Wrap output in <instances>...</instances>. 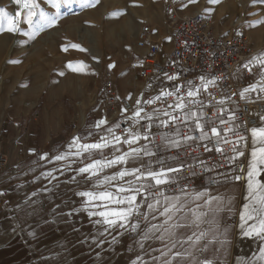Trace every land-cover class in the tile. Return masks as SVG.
<instances>
[{
	"label": "rangeland",
	"instance_id": "obj_1",
	"mask_svg": "<svg viewBox=\"0 0 264 264\" xmlns=\"http://www.w3.org/2000/svg\"><path fill=\"white\" fill-rule=\"evenodd\" d=\"M14 2L0 0V9L13 18ZM55 2L59 3V8L54 7V0H35L37 15L33 26L25 22L27 9L16 3L22 11L18 34L7 31L6 20L0 21V40L6 39L7 44L0 57V183L5 178L18 177L22 167L17 166V163L32 155V159L36 158L40 166L29 171L28 185L37 178L67 181V177H72L86 179L88 191H96L93 182L97 177L89 179L88 174L78 171L92 159L84 156L79 161L81 165L76 164L74 166L77 168L69 169L66 148L56 153L52 149L57 143L64 144L71 135L76 136L84 129L85 121L93 126L105 121L99 127L108 123L118 125V136L122 143L126 138L131 139V134L144 137L143 132H140V123L148 121V116L144 115L141 119V111L136 110L130 122H111L108 119L109 108L102 100L103 81L109 73L119 102L117 109L120 108V102L127 99H136L137 103L141 102V107L147 103V93L141 96L145 85L135 84L132 80L134 65L131 56L135 52L136 33L144 22L151 23L155 34L162 37L165 44L169 43V29L164 21L168 19L169 9L165 13L168 0ZM171 3L179 16L200 14L215 35L228 37L236 31H242L247 39L250 38L247 54L256 58L264 57V0H218L215 3L212 0H172ZM40 13L54 19L55 23L50 26L45 24ZM130 25L132 31L128 34L125 29ZM72 45L79 47L73 48ZM69 64L73 67L70 68ZM73 68L79 70L74 71ZM259 72L264 78V65L260 64ZM137 112L140 113V120L136 125ZM161 113L164 111H155L149 116L152 119L153 115ZM121 122L126 127L120 128ZM128 127L131 132L127 131ZM141 139L144 141V138ZM126 146L129 152L131 149L128 144ZM131 147L140 148V142ZM251 150L250 136L249 163ZM61 154L66 158L55 160ZM1 159H6V165L1 164ZM139 160L129 158L127 164L106 168L100 177L115 175L124 168H139ZM257 179L264 182V172ZM118 183L124 181H114L109 190L115 191ZM62 188L66 189L67 186ZM4 194L5 189L0 184V264H41L30 237L27 239L25 236L22 241V234L12 222L13 214ZM246 197L247 188L240 213L247 203ZM88 206L92 210H102L94 205ZM240 223L239 218L232 264H241L258 253L259 242L245 237Z\"/></svg>",
	"mask_w": 264,
	"mask_h": 264
},
{
	"label": "crops",
	"instance_id": "obj_2",
	"mask_svg": "<svg viewBox=\"0 0 264 264\" xmlns=\"http://www.w3.org/2000/svg\"><path fill=\"white\" fill-rule=\"evenodd\" d=\"M169 48L170 44H165L164 50L168 51ZM254 58L256 57L251 54L246 55L245 60L239 65V73L235 79L239 93L246 88L251 89L252 86H255V90L245 93L244 97L255 95L256 91L262 86L261 78L263 74L259 72L261 63L258 60L254 62ZM245 65H248V67H245ZM187 74H190V72ZM160 83L158 92L172 93L170 108L180 118L169 129L160 134L157 146L154 149L148 146L146 139L142 141V135L139 136L140 148H147L155 153L154 156L149 157L141 152L140 156L142 158L139 160V168H143L151 162L154 169H159L161 165L157 163V160L164 161L165 166H178L180 161L186 163L193 160H206L209 158L210 153L206 150L199 151L197 147L206 144L208 140H186V136L198 138L200 132L195 129L197 122L195 118L185 120L183 117L189 109L198 114L205 113L204 108L207 106L206 92L209 90L210 85L207 83L206 91L204 88L199 89V94L191 98L187 96L188 91L196 89L192 87L190 82L182 83L176 75L163 78ZM180 87H183L182 91ZM227 95L225 91L219 93L216 99V108L209 112V119L204 116L200 120L204 124L205 130L209 131V134L211 124L206 123L207 121H213L221 133L228 132L229 127L233 129V132L240 128V124L235 119L238 108L229 104ZM181 98H183L182 102L187 105L183 111L175 107L178 102H181ZM193 100L200 103H193ZM220 101H223V104ZM233 116L234 119L229 120V117ZM220 117L226 122L225 124H221ZM141 119H143V116H141ZM167 119L172 120L171 117H162L158 119L159 121H155L154 118L149 126L161 125L162 122H167ZM139 120L140 117L135 116L136 125ZM86 123L87 121L84 123V129L76 133V136L71 135L64 144L57 143L52 149L56 153L61 148H66L67 168H77L74 165L80 164L79 161H82L84 156L88 157L87 153L77 156L75 155V148L69 149V145L76 137H80V143L101 142L102 137L112 141V144L102 151L93 150L91 159H113L115 156L127 152L128 147L125 143L121 141V143L116 144L115 142L114 137L118 136L120 130L114 123H111L114 125L108 123L109 125L100 127ZM119 126L123 128L121 123H119ZM109 129L112 131L110 132ZM95 130L99 131L95 132ZM127 131L131 132L132 130L128 127ZM87 133L90 134L87 135ZM172 140H179L181 146L179 148L168 146ZM248 142L243 143L246 148L244 155L237 156V158L246 160L247 168L249 166ZM58 146H60L59 149H57ZM117 149L119 150L117 151ZM31 156L17 163V166L22 167L18 177L5 178L1 180L0 184L5 189L4 198L10 204L13 214L11 217L12 222L22 234V241L25 236L27 239L30 237V240L33 241L34 245L32 246L37 250L41 264H134V262L144 264L145 261H150L152 256L159 254L157 250L162 245L158 241L143 239L146 222L142 219L136 220L135 214L128 222L127 227H109L97 223L101 219L99 216L89 215L90 212L99 210H92L86 203V198L79 195L81 191H88L86 179L67 177V181H65L62 179L37 178L32 179V187H29L28 182L30 179L27 177L29 171L40 166L38 160L36 158L32 159ZM174 157H178V159H174ZM209 178H215L219 183H215L214 187H209ZM209 178L203 184L191 190L203 191L205 188H209L213 195L222 197L219 207L223 210L216 212L217 204L212 205V211H209L207 219L209 221L215 219L216 222H206L201 225V229L206 233V236L201 241V245L193 250V256L185 260V264H194V261L204 259L212 261V264H232L235 257L240 209L247 188V179L243 185H240L237 183L231 169L222 173H213ZM65 185L67 188L63 189L62 186ZM37 196L40 197V200L37 199ZM138 200L143 203L142 198L138 197ZM43 205L46 206V209ZM140 210L145 212L146 208L142 207ZM48 215L53 221L52 225ZM235 217L237 218V224L235 226L230 225V221ZM149 219L152 218L149 217ZM137 222L140 223L141 227L133 231L132 225ZM152 223H157V221L152 220ZM141 243L144 245L143 248L140 247ZM201 246L204 251L199 250ZM147 253H151V255ZM43 260L45 261L43 262Z\"/></svg>",
	"mask_w": 264,
	"mask_h": 264
},
{
	"label": "snow or ice",
	"instance_id": "obj_3",
	"mask_svg": "<svg viewBox=\"0 0 264 264\" xmlns=\"http://www.w3.org/2000/svg\"><path fill=\"white\" fill-rule=\"evenodd\" d=\"M212 2H218V0H212ZM15 3L19 4L22 8L27 9L26 23L29 26L34 25V17L37 13L34 10L36 8L35 0H15ZM54 7L59 8V3L54 0ZM19 12L16 13L18 17ZM40 16L45 24L52 25L55 23L54 19H50L40 13ZM7 21V31H16V21L13 17H10L6 11L0 9V21ZM73 48H78V45H72ZM259 61L264 65V57L254 58L255 61ZM251 63V62H250ZM69 67L73 66L69 64ZM248 67V65H245ZM74 71L79 69L73 68ZM171 79V77H170ZM213 83V81H208ZM205 91L207 90V84L203 85ZM250 90L254 91L255 86L251 89H244L240 93L241 97L245 96V93ZM264 91V88L261 89ZM199 94V89L190 90L187 93L188 97L194 98ZM164 95L171 96L172 93H164ZM181 98V102H178L175 107L183 111L186 108V104ZM193 103H200L193 100ZM152 103V101H148ZM223 104V101H220ZM140 115L139 112L136 113ZM164 115H169L165 112ZM206 113H197L189 109L188 113L184 115L183 119L195 118V129L200 132L198 138L186 136V140L199 139L200 141H212L213 147L216 152L223 155V149L220 147L221 139L223 143L232 145V152L236 153V156L230 157L231 160H235L237 156H243V151H238L236 144L239 141H246V137L239 132H233V129L229 127L228 132H233L238 137L237 142L229 140L226 136L222 137L221 131L213 121H207L211 124L210 134L205 130L204 124L200 122ZM151 119V117H149ZM176 117H172L175 120ZM234 119L229 117V120ZM221 124L226 122L220 117ZM105 121H100L99 125L104 124ZM167 127L168 122H162ZM118 127V125H117ZM111 132L112 130L109 129ZM252 137V150L251 160L247 171V203L243 205V210L240 213V229L245 237L254 238L259 242L258 253L254 254L251 259L242 261L241 264H264V182L257 179L258 176L264 172V127L251 128ZM148 139V135L143 137ZM213 138H216L213 140ZM116 144L121 143L119 136L114 137ZM140 137L135 134H131V139H125L123 143H126L130 147L129 152H125L122 155L115 156L113 159H92V162L87 163L84 167L78 169L80 174H88V178L97 177L93 182V187L96 191H81L79 195L86 198V203L90 206L94 205L102 210L96 212H90V216H99L101 219L97 223L105 224L109 227H127L128 222L135 214L146 222V228L143 233L144 240L158 241L162 247L158 251V255L152 256L150 261H145L144 264H185L187 258L193 256V250H196L201 245V241L206 236V233L201 229V225L204 223H215V219L209 221L207 219L209 211H212V205L217 204L216 212L222 211L219 207L222 202V197L213 195L209 188H205L203 191L191 190L189 185H182L179 183V179L184 170V162L180 161L178 166H165L164 161L157 160V163L161 165L159 169H154L151 162L143 168H124L115 175L100 177V174L106 169L118 164H127L129 158L136 160L142 158L141 152L144 155L152 157L155 153L147 148H133V144L139 141ZM112 141L102 137L101 142L97 143H80V137L73 139L69 145V149L75 148V155L80 156L84 153L88 154V158L93 156V150L102 151L109 147ZM172 148H179L181 142L179 140L170 141L169 145ZM119 149H117L118 151ZM205 150L209 151L207 145ZM46 158V157H44ZM65 155H57L55 160L60 161L65 159ZM178 159V157H174ZM201 165L205 171H211L208 166L201 161ZM189 168H194L195 165H189ZM175 174V175H173ZM192 175H197L196 172H192ZM48 175H51L49 173ZM130 178V179H126ZM239 180L240 177H235ZM124 181V183H118L115 185V191L109 190L113 186L114 181ZM219 183L215 178H209V186ZM172 185H176L175 189H171ZM163 186H168L169 190L175 192L174 195H167ZM138 197L142 198L143 203L138 200ZM203 201V203H201ZM146 208L145 212H142L141 208ZM230 210V209H229ZM149 217L152 219L150 220ZM152 220H156L157 223H152ZM139 222L132 225V230L136 231L140 229ZM187 246V247H186ZM143 248V243L140 244ZM200 251H204V248L199 247ZM151 255V253H147ZM136 264V262H134ZM194 264H212V261L204 259L202 261H194Z\"/></svg>",
	"mask_w": 264,
	"mask_h": 264
},
{
	"label": "built area",
	"instance_id": "obj_4",
	"mask_svg": "<svg viewBox=\"0 0 264 264\" xmlns=\"http://www.w3.org/2000/svg\"><path fill=\"white\" fill-rule=\"evenodd\" d=\"M168 0L165 8L167 9L168 19L164 20L167 28L169 29V44L168 51L164 50L165 43L163 38L155 34V31L149 22H144L139 27L136 37L134 48L135 52L131 56L134 65L132 80L135 84H143L144 89L141 96L147 93L149 98L147 103L141 107V102L137 103L136 99H127L120 102L118 107L117 95L113 79L109 73L104 77L102 88V100L109 108L108 119L111 122L125 120L130 122L133 113L138 110L142 112V116L147 115L148 121L140 123V132L144 136L148 135L146 142L148 146L153 149L156 148L160 134L169 129L171 125L179 120V115H175L174 111L170 108L172 103V95L167 96L164 93L158 92L160 81L163 78L171 75H176L180 78L182 83L190 82L194 89H203V85L208 83L209 90L206 92V103L204 111L205 118L209 119V112L216 108V99L222 91L227 92V100L230 105H235L238 112L235 116L236 121L240 124V128L236 131L246 137V141H239L236 146L238 151H246L243 143L249 141L251 128L264 126V79L261 78V88L256 91L255 95L251 97H241L238 86L235 84V79L239 73V65L245 60L248 52V41L242 31H236L228 37L215 35L201 15H184L179 16L175 9ZM193 71L191 74L188 72ZM183 90V87H180ZM187 103V102H186ZM163 110L169 115L164 113L153 115L149 119V114L155 111ZM164 117H176L175 120L167 119L168 126L161 125L149 126L150 123L159 121L158 119ZM123 128L126 127L124 122H121ZM141 124H144L141 126ZM222 137L226 136L233 142L238 141V137L233 132H223ZM214 140V139H213ZM205 145L210 149L209 158L206 160H193L184 163V170L179 179L182 185H189L190 188L197 187L203 184L206 179L213 173H222L231 169L235 177L239 176L240 179L236 180L237 183L243 185L247 179V163L245 159L236 158L234 161L230 159L236 155L232 152L231 144H224L221 139L220 147L223 149V155L216 152L213 147V142L208 141L206 144L199 145L197 150L204 151ZM40 154V151L38 152ZM203 161L211 171H205ZM1 164L6 165V159H1ZM189 165H195L194 168H189ZM197 175H192V172ZM209 185V180H208ZM212 184L209 187H214ZM32 187V184H29ZM176 185H172L171 189H175ZM165 193H175L169 190L168 186H163ZM40 200V197L37 196ZM44 209H46V206ZM48 219L53 224L51 217ZM136 220L140 217L135 215ZM237 218L230 221V225L235 226ZM226 225V224H225Z\"/></svg>",
	"mask_w": 264,
	"mask_h": 264
},
{
	"label": "bare ground",
	"instance_id": "obj_5",
	"mask_svg": "<svg viewBox=\"0 0 264 264\" xmlns=\"http://www.w3.org/2000/svg\"><path fill=\"white\" fill-rule=\"evenodd\" d=\"M13 7L15 8V9L13 10V11H14V12H13V14H14V20L17 22V23H16V31H17V32H16V31L12 32V34L15 35L16 33H17V34L19 33V27H20V24H21V15H22V11H21L20 8H18V7L16 6V3H15V2L13 3ZM17 12L20 13V15H19L18 17L16 16V13H17ZM196 15H199V16H200V14H196ZM131 27H132L131 25L128 26V28L125 29V32L128 33V34H131V31H132V30H131ZM2 39H3V38H2ZM5 40H6V39H4L3 41L0 40V57H1V55H2V53H3V51H4V49H5V47H6V45H7L6 42H5ZM248 40H250V38H248L247 41H248ZM33 83H36V81L33 82ZM34 85H35V84H34ZM33 87H34V86H33ZM35 88H36V87H35ZM33 89H34V88H33Z\"/></svg>",
	"mask_w": 264,
	"mask_h": 264
},
{
	"label": "trees",
	"instance_id": "obj_6",
	"mask_svg": "<svg viewBox=\"0 0 264 264\" xmlns=\"http://www.w3.org/2000/svg\"><path fill=\"white\" fill-rule=\"evenodd\" d=\"M59 148H60V146L57 147V149H59Z\"/></svg>",
	"mask_w": 264,
	"mask_h": 264
}]
</instances>
